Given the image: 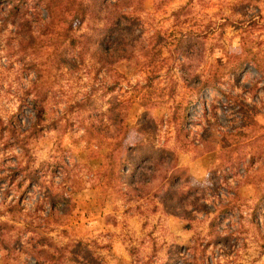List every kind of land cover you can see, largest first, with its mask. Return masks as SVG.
Returning a JSON list of instances; mask_svg holds the SVG:
<instances>
[{
	"label": "rangeland",
	"instance_id": "obj_1",
	"mask_svg": "<svg viewBox=\"0 0 264 264\" xmlns=\"http://www.w3.org/2000/svg\"><path fill=\"white\" fill-rule=\"evenodd\" d=\"M107 1L132 16L120 36L139 64L58 44L86 21L44 27L35 0L30 44L0 0V264H264V0ZM245 56L259 66L232 76ZM192 74L219 79L195 91ZM35 79L42 128L29 134ZM112 100L125 107L117 146ZM139 143L168 155L131 173Z\"/></svg>",
	"mask_w": 264,
	"mask_h": 264
},
{
	"label": "trees",
	"instance_id": "obj_2",
	"mask_svg": "<svg viewBox=\"0 0 264 264\" xmlns=\"http://www.w3.org/2000/svg\"><path fill=\"white\" fill-rule=\"evenodd\" d=\"M11 4V9L13 11H16L21 16L25 18L24 26L26 28L23 30V34L26 38H28L29 43H34L33 39L34 36L32 35V30L29 29L28 22V13L26 8V3L28 0H8ZM37 2L43 3V10L45 12L47 21L44 25V27L49 26V23L51 24L52 20L56 16H63L65 14L69 13H75V15H79V19L81 21L85 20L86 24L88 25L89 31L79 34L77 36L74 35V33L70 30L69 27H63L61 28V31L59 32L60 37H63L59 43H65V47H68L70 49H74L78 54L83 53L87 50L93 49L94 54L97 55V60L100 63V66H110L118 61H125L127 63L133 61H137V57L133 54L131 51V48H128L125 41L120 36L121 31L124 27L127 28V22L132 20V16H128L125 11L122 9L117 8L113 4L108 3L107 0H87L81 2V0H35ZM44 1H46L44 3ZM116 5V3H115ZM74 11V12H73ZM44 32H41L43 34ZM67 40V41H66ZM191 45H194V41L187 40V48L190 49ZM32 47L34 45L32 44ZM64 47V48H65ZM65 48V49H68ZM143 57V64L152 65L156 61V59L153 57V54L147 55V60H145L144 54H142ZM243 63H252L255 66H259L255 62H253V58H250L249 56L242 57L241 59H238L234 64H232L228 71L232 76L236 77L237 73L242 69ZM33 65V64H32ZM260 69V68H259ZM36 77L38 76V70L35 71ZM218 77L213 75L211 78H200L199 75L192 74L189 76H185L184 80L187 82V84L191 85L192 88L195 89V91L200 90L202 88H205L207 86L213 85V83L218 81ZM32 91H33V98L29 102L30 109L32 111V118L34 119L31 123V128L29 130V134H36L37 131L41 130L42 125L38 126L40 123V120H42V110L43 107L41 105V99H36L38 97V91L40 90L37 85V80L32 81ZM79 105H82L81 102L77 103ZM123 109V110H122ZM124 109L123 104L118 101L112 100L108 104L107 108V114L108 119L110 121V124L114 127V131L116 133L120 134V138L114 142H108L106 144L112 143L114 146H117L121 140V136L125 133V128L123 127V116H124ZM184 116H182L183 118ZM184 119V118H183ZM183 119L181 121H183ZM178 123H182V122ZM122 125V126H121ZM38 126V127H37ZM10 129V128H9ZM114 137V136H113ZM132 151H136L132 153ZM132 153V155H130ZM168 155L167 150L161 148V147H144L141 143L135 145L134 147H129L127 150V155L124 158V160H127L124 163L129 164V167L132 170H135V167L137 168L140 164L142 166L145 165L148 161H155L151 167H148L150 165H145L146 168H154L159 162H162L163 158ZM153 166V167H152ZM110 173H112L111 170H109ZM30 173V172H29ZM38 174H32L29 179L34 182L38 179ZM48 197V203L51 206H57L60 203V201H64L61 197H59L57 194H46ZM62 204V203H61ZM56 208V207H55ZM55 208H50L49 213L46 215V217H50L52 213L55 212ZM58 209V208H57ZM52 212V213H51ZM61 212L58 213V216H55L52 220L53 222L60 223L58 221L59 217L61 216ZM5 224L0 223V230H3V226ZM40 235V234H39ZM40 238L44 239L43 236H40Z\"/></svg>",
	"mask_w": 264,
	"mask_h": 264
}]
</instances>
